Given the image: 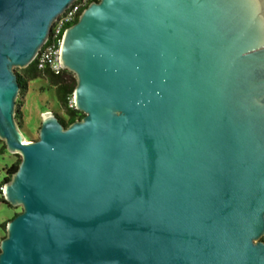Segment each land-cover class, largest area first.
Wrapping results in <instances>:
<instances>
[{"label":"water","instance_id":"95a60500","mask_svg":"<svg viewBox=\"0 0 264 264\" xmlns=\"http://www.w3.org/2000/svg\"><path fill=\"white\" fill-rule=\"evenodd\" d=\"M76 0H0V264H264V0H92L61 35L63 125L15 119L25 68Z\"/></svg>","mask_w":264,"mask_h":264},{"label":"rangeland","instance_id":"374dc122","mask_svg":"<svg viewBox=\"0 0 264 264\" xmlns=\"http://www.w3.org/2000/svg\"><path fill=\"white\" fill-rule=\"evenodd\" d=\"M16 72H20L22 68L15 67ZM19 104L21 131L26 141L35 140L38 137V127L40 125L41 113L51 110L56 114L65 117L60 109L58 101L54 95V90L42 78H35L27 82L26 90L19 93L16 99ZM19 158L16 153H9L0 140V180L4 176V170L14 160ZM1 187V186H0ZM0 188V198H1ZM18 206L11 207L0 201V240L5 236V229L1 225L2 222L10 219L13 212H19Z\"/></svg>","mask_w":264,"mask_h":264},{"label":"trees","instance_id":"16d2710c","mask_svg":"<svg viewBox=\"0 0 264 264\" xmlns=\"http://www.w3.org/2000/svg\"><path fill=\"white\" fill-rule=\"evenodd\" d=\"M81 9H80V11H81ZM80 11H79V13H80ZM79 13H78V15H79ZM76 19L73 22H75ZM72 23H70V24H72ZM70 24H68L67 26H69ZM67 26H65V28ZM15 74L17 76V81H18L19 87H20L19 93H22L26 90L27 82L29 80H32V79H35L38 77L44 79L49 84V86H51L53 88L54 95L58 101L59 107L63 111V113L65 114V117H62V116L56 114L59 117V120L63 125L67 126L68 124H70L75 119L81 118L83 116V114L80 111L76 110L74 107L68 106V99H70V97L72 96V92H73V89H74L75 84H76L75 77L70 71L63 69V70H61V72L59 74H55L52 71H50L48 68L37 69L36 66L34 65V63L32 62L27 67L22 68V70L20 72L15 71ZM19 107H20V104L16 100L15 119H16L19 127H21V123H20L21 112L19 110ZM19 159L20 158H17L8 167L5 168L4 176L0 181V186L4 182L8 181L10 178V175L17 169ZM0 201L4 202L2 196L0 198ZM17 213H19V212H13L11 218L13 216H15ZM8 220L9 219H7L6 221L1 223V225L4 227V229L6 226V222ZM262 240L264 241V236L262 237Z\"/></svg>","mask_w":264,"mask_h":264},{"label":"built area","instance_id":"2783aa9c","mask_svg":"<svg viewBox=\"0 0 264 264\" xmlns=\"http://www.w3.org/2000/svg\"><path fill=\"white\" fill-rule=\"evenodd\" d=\"M90 1L92 0L74 1L54 21L48 39L45 41V43L33 59V63L37 69L48 68L55 74H59L61 70H63L59 63V46L62 32L65 29V26L72 23L77 18L80 9L86 6ZM68 106L74 107L72 96L70 97V99H68Z\"/></svg>","mask_w":264,"mask_h":264},{"label":"bare ground","instance_id":"6f19581e","mask_svg":"<svg viewBox=\"0 0 264 264\" xmlns=\"http://www.w3.org/2000/svg\"><path fill=\"white\" fill-rule=\"evenodd\" d=\"M26 141V140H25Z\"/></svg>","mask_w":264,"mask_h":264}]
</instances>
